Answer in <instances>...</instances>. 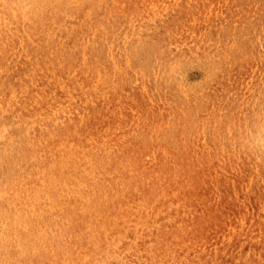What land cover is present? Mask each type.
I'll list each match as a JSON object with an SVG mask.
<instances>
[{
  "label": "rangeland",
  "instance_id": "374dc122",
  "mask_svg": "<svg viewBox=\"0 0 264 264\" xmlns=\"http://www.w3.org/2000/svg\"><path fill=\"white\" fill-rule=\"evenodd\" d=\"M1 3L0 264H25L23 214L20 220L19 215L14 219L10 191L11 38L16 31L24 39L42 33L44 41L67 36L74 2ZM4 5L9 10L2 13ZM104 9L110 61L105 72L110 83L101 99L104 103L98 100L93 108L101 104L116 119L121 137L113 152L125 156L122 141L129 136L134 143L127 147L142 154L150 149L168 153L171 166L180 169L181 183L177 195L154 202L161 203L160 208L146 213L107 212L112 201H97L103 222L113 228L108 226L110 230L100 234L104 242L92 252L91 262L147 264L136 252L141 249L145 252L142 258L153 264L151 248L156 259L160 257L155 240L185 219L184 213L191 216L188 220L195 216L203 220L227 217L228 221L239 217L242 221L241 217L264 215V0H105ZM48 46L38 51L49 52ZM112 57L118 66L111 65ZM142 69L153 70L154 76L144 79ZM115 72L122 78L116 87L112 83ZM143 90L154 105L137 103ZM107 122L110 129L111 119ZM40 130L37 125L41 137L32 146L42 164ZM81 201L76 205L82 206L85 200ZM70 202L56 201L58 208L66 210ZM40 218L39 252L94 237L69 228L73 224L70 215L41 214ZM52 222L59 227L55 233L48 229ZM262 224L257 226L262 228ZM191 229L187 225L180 233ZM213 260L220 262L217 256Z\"/></svg>",
  "mask_w": 264,
  "mask_h": 264
},
{
  "label": "bare ground",
  "instance_id": "6f19581e",
  "mask_svg": "<svg viewBox=\"0 0 264 264\" xmlns=\"http://www.w3.org/2000/svg\"><path fill=\"white\" fill-rule=\"evenodd\" d=\"M73 2L72 28L67 36H51L45 42L42 33V38L24 39L16 31L11 38L8 165L14 219L19 215L20 220L23 214L25 264H93L92 252L100 250L97 245L104 242L100 234L110 230L97 201H112L107 212L146 213L160 208L161 203L154 202L177 195L181 183L180 169L171 166L168 153L150 149L142 154L127 147L134 143L129 136L122 142L130 155L120 157L113 152L119 148L121 134L113 114L104 112L101 105L110 83L105 72L110 64L104 33L105 0ZM2 9V13L9 10L6 5ZM46 44L49 52L38 51ZM112 59L111 65L118 66L119 61ZM140 72L144 79L153 74V70ZM121 79L115 72L113 86ZM98 100L101 104L94 110L93 103ZM135 100L139 105H154L144 90ZM37 125L41 127L42 164L32 146L35 138L41 137ZM63 200L71 201L67 210L58 208L56 201ZM81 200L85 201L79 207L76 204ZM57 213L73 217L72 230L94 237L39 252L40 215ZM183 215L185 219L155 240L160 257L156 259L151 248L153 264H264V227L257 226H264L260 220L264 215L241 217L242 221L239 217L228 221L227 217L203 220L195 216L188 220L191 216ZM53 222L48 229L55 233L59 227L52 226ZM204 224L215 227L207 229ZM187 225L193 229L181 234ZM136 252L144 263L150 262L142 258L143 250ZM216 256L220 262L213 260Z\"/></svg>",
  "mask_w": 264,
  "mask_h": 264
}]
</instances>
